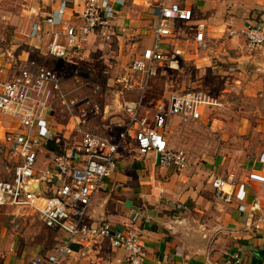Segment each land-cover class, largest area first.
I'll return each instance as SVG.
<instances>
[{"label": "built area", "instance_id": "2783aa9c", "mask_svg": "<svg viewBox=\"0 0 264 264\" xmlns=\"http://www.w3.org/2000/svg\"><path fill=\"white\" fill-rule=\"evenodd\" d=\"M67 2L63 0L59 9L32 24L27 37L35 42L33 49L39 58L52 57L70 63L82 55L92 38L110 39L122 27L116 22V8L123 6L125 0H86L77 14L78 23L64 25ZM153 11L156 23L152 44L131 62V71L145 76L143 87L139 86L142 91L158 68L169 59L173 63L184 53L165 43L172 36V25L194 20L192 9L170 0H157ZM205 28L203 23L192 24L194 36L189 38V47L200 51L207 46ZM238 34L244 37L250 51L264 46V23L230 31L231 36ZM99 93L100 87L90 81L67 83L65 76L28 51L25 59H14L11 55L9 63H0V162L4 170L0 208L33 212L47 229L64 234L51 254L36 258L31 264H62L76 253L74 245L82 249L105 242L112 248L126 250L130 264H148L147 246L140 233L131 227L118 229L107 220L90 222L91 204L117 170L120 150L130 139L142 156L152 154L158 165L184 170L189 159L184 150L170 146L168 120L177 117L187 126L198 122L206 109L222 111L226 106L224 95L213 96L200 88L172 93L167 101L155 106L150 116L145 112L143 92L125 104L126 123L113 137L101 132L98 125V118L104 113ZM59 114L68 118L79 138L70 149H62L59 143L61 132L56 131ZM50 141L59 144L60 150L49 152L50 163L39 169L40 151ZM261 160L264 161V153ZM234 181V174L227 178L214 174L212 186L220 200L245 199V184L239 185L235 195L226 192L224 187ZM239 209L246 212L243 205ZM11 216L18 215L11 213ZM246 228L255 235H264V215L251 214ZM232 263H240V256L234 255L221 264Z\"/></svg>", "mask_w": 264, "mask_h": 264}, {"label": "crops", "instance_id": "0c3cea01", "mask_svg": "<svg viewBox=\"0 0 264 264\" xmlns=\"http://www.w3.org/2000/svg\"><path fill=\"white\" fill-rule=\"evenodd\" d=\"M62 1L42 0L27 11L25 19L30 29L35 21L59 9ZM85 1L68 0L64 25L78 23L76 17ZM170 1L192 9L194 20L173 24L172 36L165 43L184 51L182 47H189V38L194 36L192 24H205L207 46L196 57L197 64L210 78L219 81L224 94L237 97L247 105L234 112L224 109L213 115L212 110L206 109L198 122L189 125L204 120L210 125L209 131L220 132L224 138H243L249 145L261 133L264 138V46L250 51L242 35H230L232 30L264 23V0ZM156 3L157 0H125L123 6L116 8L117 24L126 23L133 31L146 32L153 41ZM46 28L52 26L46 25ZM32 43L34 47L35 42ZM146 44L149 46L152 42ZM122 121H125L121 123L123 129L125 114ZM174 122L181 125L177 117L168 120V139ZM260 147L257 155L245 153L243 158L239 157L242 159L228 158L229 164L237 161L238 167L234 165L238 174L234 175L233 184L224 187L226 192L235 195L239 185L245 184L246 193L243 201L233 197L229 202L220 200L212 186L216 166L223 162L219 155H204V165L198 161L201 156L193 157L188 168L177 171L158 165L152 154L140 156L139 161L121 160V149L117 170L91 204L89 221L107 220L118 229H136L147 246L148 264H221L234 255L240 256L238 264H264V235H255L246 228L251 214L264 215V161L261 160L264 141ZM44 150L50 155V151ZM240 205L246 212L239 209ZM73 248L76 253L62 264H130L126 250L112 248L106 242L95 247L81 249L74 245ZM4 252L7 253L3 255L1 251L0 264H31L53 251L39 255H18L8 249Z\"/></svg>", "mask_w": 264, "mask_h": 264}, {"label": "rangeland", "instance_id": "374dc122", "mask_svg": "<svg viewBox=\"0 0 264 264\" xmlns=\"http://www.w3.org/2000/svg\"><path fill=\"white\" fill-rule=\"evenodd\" d=\"M41 1L0 0V61L9 63L11 55L14 59H25V52L28 51L36 59H41V62L46 66L65 76L69 84L90 81L98 85L100 87L99 102L104 108L103 115L98 118V125L104 134L116 137L122 131L123 124L121 125V123L125 122L122 121L125 104L136 100L143 92L145 112L150 116L153 114L155 106L160 101H167L172 93L200 88L210 91L213 96L224 95L227 112L247 108L245 101L224 94L219 81L210 78L206 71L197 64L196 57L200 51H196L194 47H182L184 49L182 56H178L173 63L169 59L168 63L156 70L155 76L149 78L145 90L139 89V86L143 87L144 85L145 76L133 73L131 62L141 55L144 48L147 47L146 42H152V38L148 39L146 32L142 34L133 31V28L125 25L126 23L122 24L124 29L115 31L110 39L92 38L82 55L74 57L70 63L52 57L39 58L38 52L33 49L32 41L27 37L30 25L25 19V14ZM131 10L134 8L131 7ZM216 112L220 111L212 110L210 114L213 115ZM57 123L60 124L57 125L58 130L56 129V131L61 132L59 143L62 145V149L72 148L79 138L74 135L68 118L59 114ZM209 126V123L204 120L188 126L174 122L171 125L169 144L173 148L184 150L189 161L193 157L197 159L201 156L202 159L199 158L198 161L203 165L205 163L204 155H219L223 162L216 166V173L224 178H227V175L231 173L236 177L238 174L237 161L234 162L235 166L228 163V158L231 160L234 157L242 159L245 153L249 156L257 155V151L261 149L260 144L264 141L263 133L249 145L243 138L237 137L238 140L233 137L224 138L220 132L209 131ZM236 152L237 154H235ZM120 155L121 160L125 159L126 161H139V157H143L138 152L133 139L125 144ZM51 159L52 156L42 149L38 167L45 169ZM3 178L4 170L0 162V180ZM11 213L18 216H14V218ZM12 220H14L13 223H11ZM0 227L2 229L0 255L1 251L4 253L3 255H6L5 249L11 250V252L16 251L18 255H39L42 252L54 251L61 244V236L47 229L33 212L27 210L0 208Z\"/></svg>", "mask_w": 264, "mask_h": 264}, {"label": "trees", "instance_id": "16d2710c", "mask_svg": "<svg viewBox=\"0 0 264 264\" xmlns=\"http://www.w3.org/2000/svg\"><path fill=\"white\" fill-rule=\"evenodd\" d=\"M45 149L50 152H58L60 150V146L56 142L50 141L45 145Z\"/></svg>", "mask_w": 264, "mask_h": 264}]
</instances>
